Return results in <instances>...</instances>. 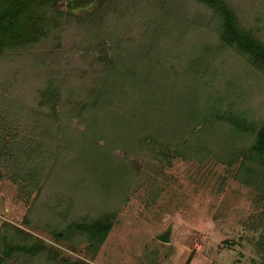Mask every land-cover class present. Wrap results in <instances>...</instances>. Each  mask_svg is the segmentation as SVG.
Returning <instances> with one entry per match:
<instances>
[{
  "label": "rangeland",
  "instance_id": "rangeland-1",
  "mask_svg": "<svg viewBox=\"0 0 264 264\" xmlns=\"http://www.w3.org/2000/svg\"><path fill=\"white\" fill-rule=\"evenodd\" d=\"M103 1L60 0L50 14L52 21L45 36L0 52V233L7 223L8 234L18 229L16 241L26 239L25 233L20 238L24 231L31 235L29 244L45 246L42 252L16 255L10 262L264 264L261 169L254 160H246L245 153L240 154L243 145L222 142L227 136L222 129L249 135L260 126L264 119V69L251 65L246 55L238 58L230 52L221 60L223 67L215 61L220 55L215 27L221 14L197 0H133L146 9L143 13L123 11L122 6L126 8L132 0ZM226 2L242 28L264 42V0ZM144 21L152 22L145 32ZM111 59L117 61L114 68L108 63ZM95 60L104 61L106 67L96 65ZM193 66L198 76L189 77L186 74ZM66 73L71 82L61 87L57 112L65 122L61 131L51 135L47 122L53 117L45 115L47 105L39 101L37 91L48 83L49 75ZM91 82H98L97 90H86L85 85ZM139 87H151L160 94V103L150 108L172 112L181 90L188 102L204 98L207 108L205 122L188 117L187 126L179 132L171 128L161 137L173 146L170 150L155 154L153 149L145 152L136 147L143 158L140 156L141 164L135 165L133 160L139 155L125 149L128 143L139 142L140 132L133 133L130 127L108 128L102 120L118 115L121 90L125 93ZM97 97L101 100L95 101ZM32 107L44 110L26 115ZM73 107L85 110L82 118L86 124L78 123L81 111L78 114ZM175 115L185 118L183 113ZM227 116L237 121H229ZM235 122L243 126L236 127ZM204 123L214 127L207 131L210 140L219 139L216 144L222 154L198 153L205 142H193L192 134ZM152 126L150 129H159L158 124ZM147 128L142 130H150ZM176 138L188 140L185 142L196 148L180 155L174 145ZM14 142H20L19 149L21 144L27 150H37L45 177L41 188L25 189L12 180L11 170L17 166L12 167L8 153ZM92 142L100 145L94 156ZM101 151L107 156L115 154L118 172L124 159L133 172L124 175L128 181L115 182L112 195H117L111 203L113 198L108 201L102 181L107 171L112 177L116 170L107 169L114 163L113 156L98 160ZM29 166L25 165L26 170ZM94 166L104 172L97 176L101 181L94 180ZM100 202H106L114 213L112 227L99 245L80 233L64 237L60 232L63 237H57L51 231L56 227L47 217L46 222L39 220L58 207V216L67 218L65 223L91 222L102 216ZM162 235L168 241L162 240Z\"/></svg>",
  "mask_w": 264,
  "mask_h": 264
},
{
  "label": "trees",
  "instance_id": "trees-1",
  "mask_svg": "<svg viewBox=\"0 0 264 264\" xmlns=\"http://www.w3.org/2000/svg\"><path fill=\"white\" fill-rule=\"evenodd\" d=\"M59 1L60 0H0V52L6 50L7 48H13L16 44L20 45L25 43H31L41 38L43 35L45 36V34L47 33V29H46L47 24L52 21V16L50 14L53 11V9L57 6ZM86 1L89 2V0ZM197 1L207 5L208 7H212L216 9L221 14V18L219 19L215 27V31L217 33V40L219 42V48H220L219 49L220 55L217 56V60L215 61H217L220 64V66L223 67L221 60L224 58L226 52H228V54L230 52L232 54L233 53L236 54L238 58L239 56L243 58V56L246 55L249 58L248 60L251 62V65L256 66L258 68L262 67L264 69V42L261 39H259L257 35L254 34L253 31L247 28L244 30L242 28V26L240 25L241 23L237 19L235 11L232 10V8L227 4L226 0H197ZM103 2L110 4L109 0H104ZM135 2L132 0V2L126 3V8L125 6H122L123 11L126 12V11L138 10L139 13H143L142 11L146 10V9H142L140 5L137 4L135 5ZM151 23L152 22L150 21H144L141 24L144 32L146 31V29H148V27L150 28ZM236 55H234V57H236ZM139 56L140 55H137L135 57H139ZM134 58H131V60ZM238 61L237 63H240ZM129 62L127 64H129ZM108 63L109 65H111L112 68H114V66L117 65L116 59H114V61H112L111 59L110 62ZM136 63L140 64L141 61H138ZM95 64L103 68L106 67L104 61L95 60ZM214 67L217 71L215 65ZM121 71L125 72L124 68H121ZM46 72L49 74L48 70H46ZM47 73H45V75ZM186 75L189 77L198 76L196 67L195 66L191 67L190 74H186ZM49 76L46 77V80L48 79L47 80L48 83L38 88L39 90L37 91V98L39 97V101H42V105L45 104L47 105L48 111L45 113V115L50 116V119L51 117H53V120H48L47 122L51 124L49 130L47 131H49L51 135H56L57 131H61V127L64 125L65 122V119H63L60 116V114L57 113L58 105H59L58 98L62 94L61 87L71 82V79L68 80L69 74L67 73L64 76L63 74H59V76L57 77L52 75L49 78ZM97 79L98 78L94 80ZM54 84L56 85L54 86ZM98 85H99L98 82H91L90 84H86L85 86L87 87L86 90L94 91L97 90ZM133 89L134 88H131V91L128 92L127 90L125 93L124 90L120 91L119 95L122 101H121L120 109H118V115H115L114 113V116L112 117L110 115L105 116L102 121H104L103 122L104 124L105 122L107 123L105 124V126H107L108 128L130 127L133 133L136 130L140 132L139 134L141 136L138 138L139 142L128 143V146H126L127 144H125L126 146L125 150H131V152L134 151L137 155H139V156H135L136 160L135 159L133 160V162H135L134 163L135 165H140L142 162V160L139 159L142 154L140 153L139 150H137L136 147L143 149L145 152H147L150 149H153L155 154L156 152L161 153L164 150H170L171 147L173 146L167 143L165 144L166 141L161 140V137L163 136L165 137V135L168 134L169 129L172 128L176 133L179 132L180 130L179 128H183L184 126H187L188 117L193 121H197L198 119H201L203 122H205V117H204L206 116L205 108L207 107L204 106L206 104L203 103L205 101L204 98L198 99L200 103L198 100L195 99H192L191 102H188L186 101V97H185L186 95L181 90L179 97H176L174 99L177 101L179 100L178 101L179 103L176 105L175 102L174 110L168 113L165 112L163 107L161 109L159 107L150 108L155 103L158 104L160 103V99H159L160 94L157 93L156 90H154L151 87H146L145 90L140 89V87L139 90H133ZM167 97L170 98L169 95ZM94 100L100 101L101 97H97ZM106 106H108V104ZM24 108L27 109V106H25ZM73 109L75 108L73 107ZM41 110L44 109L37 110L32 107L29 109V112L26 111L28 114L26 112L25 114L32 115L35 112ZM75 110L79 114L81 108H76ZM175 113L179 115L180 113H183L185 115V118L182 119L181 116L175 118L176 116ZM84 115H85V110L81 111L78 119L80 122L78 123L86 124L85 119L82 118ZM1 116L2 115L0 114V119ZM96 116H98L97 113ZM227 117H229L228 118L229 121L233 119L230 116ZM38 120H41V118H38ZM231 121L233 122L237 120L233 119ZM183 123H186V125H184ZM153 124L156 125L158 124L159 129H155V126L153 129H150L153 127L152 126ZM241 126L243 125L239 126V123L237 122L236 127L240 128ZM136 127L138 129H136ZM143 128L150 129L148 130L150 133L148 134L147 130H142ZM209 129H210V125L209 124L206 125L204 123L201 124L200 129H198V131L197 129L195 130V132L197 133L192 134L195 136L193 142L200 141L201 144L205 142L203 146L201 147L199 146L198 153H200V151L202 152L205 151V153L210 152L213 155L222 154L220 153L222 149H219L220 146L216 144V142L219 141V139L213 141L210 140L211 135L210 132H208ZM211 129L214 131V127H212ZM127 130L129 129H126L124 131ZM222 131L224 134L227 135L222 139V142L224 141L227 145L230 144L231 146L240 143L241 145H243L242 147H240L241 149L240 154L245 153L246 160H254L258 164L259 169H261V173H262L261 176L263 177L262 185L264 191V119L261 121L260 126L254 128L253 132L250 133L249 135L248 134L236 135L234 129L226 128V130L222 129ZM59 136L61 135H58V137ZM95 138L92 141L95 142ZM15 140L16 139H14V141ZM175 141H176V143L174 144L176 146L175 149L177 153H179L180 155L188 153L190 150L193 149V147L196 148V146L192 145L193 144L192 142H190L192 144L185 142L188 140H180L179 138H176ZM94 142L91 143V149H90L93 152V153L91 152L93 156L97 151L98 146H100L99 143H97L95 146ZM18 144L14 142V145L11 146L12 152L8 153L9 158H11L10 160H12V162L14 163L12 167L15 165L17 166V168L11 170L12 180L22 184L25 189L34 190L37 188H41L42 186L41 181H43L44 180L43 178L45 177L43 176L44 173H43L42 165H39L37 161L38 158L37 150H35V148H31V151L27 150L26 148L22 147L21 144H20L21 149H19ZM109 154L113 156L112 159L114 160V163H111V165L109 166L111 168H107V169L109 170L115 169L116 175L111 177L110 173L108 171L106 172V170L104 169L106 172L105 178L106 177L107 178L104 179L102 182L104 185L103 187H105V189L107 190L105 195L107 197L110 196L108 198V201L111 197L113 198L110 199L111 200L110 203H111L114 202L115 197L117 195V192H114V194L112 195V188L115 182L120 183L123 182V180L124 182L128 181L126 179V176L124 175L130 176L131 174H133V172L126 165L125 159L124 161L119 162L120 166L122 167V170L118 172L117 163L115 161L116 156L113 153H109ZM99 155H98V160L102 157L104 160L107 157H111V156H107L106 153H103L102 151L101 153H99ZM84 162H86V160H84ZM26 164H30L28 170H26L25 167ZM101 165L103 166V163H101ZM93 173L95 174L94 180L97 179V176L104 174V172L100 171V167L98 166H94V168L92 169V175ZM99 179L100 180H96V181H101L102 178ZM108 191H110L111 193ZM98 200L102 202L101 198H99ZM100 207L103 208V211L101 210L102 216L100 215V217H98L97 219L91 222L79 223L76 221H72V222L70 221L68 223H65V220L67 218L65 216H58L57 213L58 207H56V209L48 211L45 215L43 214L39 220L42 222H46V220H44L45 219L44 217H47V219L51 221L49 222V224L51 226L54 225L56 227L54 229L51 228L50 229L52 233L55 234L57 237H61V236L63 237V235L65 237L71 232L75 234L80 233L81 235H83L84 238L88 239L90 242L93 241V244L95 243L101 244L112 227L113 216L111 214H113L114 212L109 209L110 206L109 205L107 206L106 202H103L98 208ZM62 213L65 214V211H63ZM52 220H54L55 222H52ZM7 226L8 224L5 223L0 233V264H12L9 259L16 255H24V254L34 255V253L38 252V250L40 249L41 252L45 250V248H43L45 246L41 242H37L36 244H29L28 240L30 239L31 235L29 234L28 236V234L24 231L20 233L21 234L20 238L22 237V234L25 233L24 235L26 239H22V242L16 241L18 240V235H19L16 234L18 229L15 228L17 231L15 229H12L13 231L8 234L5 229V227ZM60 232H62L63 235H61ZM67 264H75V263H67Z\"/></svg>",
  "mask_w": 264,
  "mask_h": 264
},
{
  "label": "water",
  "instance_id": "water-1",
  "mask_svg": "<svg viewBox=\"0 0 264 264\" xmlns=\"http://www.w3.org/2000/svg\"><path fill=\"white\" fill-rule=\"evenodd\" d=\"M160 238L164 241H168V238L165 235L160 236Z\"/></svg>",
  "mask_w": 264,
  "mask_h": 264
}]
</instances>
